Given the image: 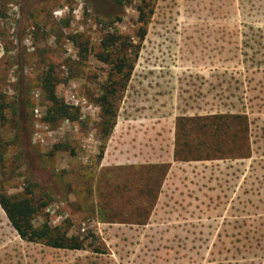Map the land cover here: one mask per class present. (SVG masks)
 Wrapping results in <instances>:
<instances>
[{
    "label": "rangeland",
    "instance_id": "374dc122",
    "mask_svg": "<svg viewBox=\"0 0 264 264\" xmlns=\"http://www.w3.org/2000/svg\"><path fill=\"white\" fill-rule=\"evenodd\" d=\"M21 3L0 0V195L82 248L0 207V264H264V0ZM50 71L69 119L47 121ZM211 116L246 118L237 145L176 161L180 120Z\"/></svg>",
    "mask_w": 264,
    "mask_h": 264
},
{
    "label": "trees",
    "instance_id": "16d2710c",
    "mask_svg": "<svg viewBox=\"0 0 264 264\" xmlns=\"http://www.w3.org/2000/svg\"><path fill=\"white\" fill-rule=\"evenodd\" d=\"M30 1L31 0H22V15H25L24 7L27 6ZM89 1L92 5H97L96 0ZM112 1L120 8L125 5V0ZM116 44L117 40L110 37V42L104 44V46L106 48L114 47ZM122 64L123 61L120 60L121 68L124 67ZM43 87L47 100L51 104V108L47 112V121L55 122L60 119H69L70 114L67 107L55 96V84L52 71L46 74L43 80ZM109 100L110 98L107 94H104L100 98V105L103 113L101 133L105 138L108 137L113 128L111 120L115 118ZM240 120L244 123L247 121L246 118L236 116H211L206 118L180 120V122L191 124L190 126H192V128L184 137H182V142L180 144V138L178 137L176 139L174 159L181 162L203 161L211 158L208 151L214 150L217 152L220 151V148L223 146L232 147L237 145L239 142L237 134L231 132L233 130V123ZM223 138L225 141L220 142ZM179 146L182 150H188L186 152L187 156L182 159H179V157L180 154L184 152L178 150ZM102 152L103 149L101 150V153ZM188 155H191V157H188ZM45 206L46 204H43L41 207ZM0 207L5 213L11 227L22 240L29 243H42L53 249L81 250V244H79L77 240L68 239L60 232L51 229L47 224H44L39 229L35 228L32 222L37 210L30 200L13 199L5 195H0Z\"/></svg>",
    "mask_w": 264,
    "mask_h": 264
},
{
    "label": "built area",
    "instance_id": "2783aa9c",
    "mask_svg": "<svg viewBox=\"0 0 264 264\" xmlns=\"http://www.w3.org/2000/svg\"><path fill=\"white\" fill-rule=\"evenodd\" d=\"M28 42V41H27Z\"/></svg>",
    "mask_w": 264,
    "mask_h": 264
}]
</instances>
